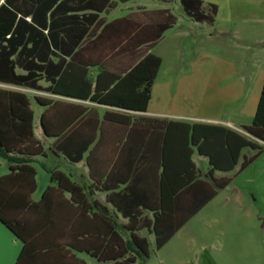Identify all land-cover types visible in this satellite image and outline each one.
Returning a JSON list of instances; mask_svg holds the SVG:
<instances>
[{
	"label": "crops",
	"instance_id": "obj_1",
	"mask_svg": "<svg viewBox=\"0 0 264 264\" xmlns=\"http://www.w3.org/2000/svg\"><path fill=\"white\" fill-rule=\"evenodd\" d=\"M135 1L0 0V5L8 4L17 10V16L9 31L4 35L0 32V60L11 69L8 77H11V73L25 75L29 72L34 76L36 85V88H32L27 84L0 81V88L20 91L27 97L32 111V131L34 137L41 142L45 154L33 157L31 165L35 170V188L29 198L32 201L38 200L43 189L51 184L48 180V170L56 168L82 187L81 193L77 194L80 197L83 194L86 202L85 205H70L57 198L55 204L43 205L28 212L25 219L30 226L29 239L25 241L21 255L19 252L22 241L0 222V264H104L88 252L74 247L79 245L80 240H96L98 210L96 206L91 205L92 201L104 205L112 214L111 217L114 218L115 215L118 225L126 223L128 219L107 198L113 197L115 192H119L120 197L123 193L127 195V191H123L125 183H117L114 189H96L93 186V176L96 177L103 169L107 171L110 168L127 133L122 131L121 126L111 125L105 132L104 139L95 144L98 137L96 131L94 140L81 153L80 158L69 161L62 153L49 151L48 147L55 137L45 136L38 124L40 113L48 108V105L37 104L34 97L42 101H55L53 110L57 109L67 116L84 109L93 111L98 119L104 112H113L128 116V121L136 124L145 117L164 122L167 124L166 130H163L165 164H182L185 166L183 170L186 175L206 181H209V174L213 178L226 176L224 173L235 167L245 147L260 149L255 141L264 144L240 128L250 124L247 121L242 122V116L250 122L252 120L264 81V57L261 61L252 62V72L249 71L247 76L240 73V67L233 66L230 74L232 77L226 82L224 79L219 80L223 96L220 97L218 105L205 113H198L192 107L209 102V63H194L191 58L177 61L175 56L173 61H168L166 55L154 50L158 43L169 35L173 52L177 53V49L182 52V48L187 49L185 41L192 32V22H206L195 21L182 11L180 22L184 23L176 24L174 17V23L146 49L145 43L139 41L138 36L129 40L130 35L144 26L145 11L166 9L171 13L168 5L179 3V0H156L163 5L151 8ZM262 1L257 0L256 4L260 5ZM201 2L202 5L214 4L216 7L213 21L206 23L210 28L215 27L216 33L232 32L227 25L233 16L231 0ZM237 3L252 5V0H237ZM238 15L264 21L262 17L252 14V11ZM18 16L23 20L17 21ZM117 19L119 21L105 26ZM100 31L103 37L96 40L95 36ZM115 37L114 44L112 38ZM176 41L179 42L178 45ZM146 53L158 57L159 64L144 111L102 105L89 99L94 92L95 95L98 93L96 90L110 87L115 82L113 77L121 76ZM257 53H264V34H256L254 31L252 55ZM52 88L58 94L52 93ZM48 110L50 111V108ZM137 127L131 132L129 144L119 153V175L116 176L122 177L128 159L138 146L142 132L137 130ZM120 136L121 141L118 143ZM242 137L250 145L241 147ZM88 154L93 172H89L86 163ZM35 165L44 172V176L40 177L42 187L39 189ZM229 166L230 169H223ZM6 172V163L0 158V175ZM166 174L168 179L175 178V171L170 167L166 169ZM99 175L102 176L101 173ZM62 196L68 198L69 194L63 191ZM211 199L212 197L200 208ZM162 207L165 212H170L172 200L169 193ZM137 208L140 215L151 222L160 211L158 208ZM92 213L95 215L92 216ZM176 231L162 245L156 247L154 235L145 228L139 230L137 234L145 237L147 242L148 255L143 259V264H170L171 261L182 260L183 253L175 251L171 240ZM120 234L122 238L128 236L127 232L121 231Z\"/></svg>",
	"mask_w": 264,
	"mask_h": 264
},
{
	"label": "trees",
	"instance_id": "obj_2",
	"mask_svg": "<svg viewBox=\"0 0 264 264\" xmlns=\"http://www.w3.org/2000/svg\"><path fill=\"white\" fill-rule=\"evenodd\" d=\"M179 4L184 14L195 21L211 23L214 19L216 11L214 4L202 5L201 0H179ZM145 15L144 26L130 35L129 40L138 36L139 41H143L148 49L160 34L174 23V16L166 9L146 10ZM16 16L17 10L11 5H0V32L3 35L9 31ZM18 20L22 21L23 18L18 16ZM116 21L119 19L105 26ZM101 37L103 35L100 31L95 39ZM115 40L116 37L112 38L113 43ZM158 64V57L146 53L121 76L113 77L115 82L110 87L96 90L98 93L95 95L94 92L89 99L102 105L144 111ZM8 72H11V69L0 60V81L27 84L36 88L34 76L29 72L25 75L11 73V77H8ZM51 92L58 94L53 88ZM34 101L40 105L47 104L50 108V111L48 108L43 110L38 117L42 133L45 136L55 137L48 147L49 151L60 152L69 161L80 158L81 153L94 140L96 131L98 137L95 144L104 139L105 132L111 125L121 126L122 131L127 133L110 168L107 171L103 169L100 172L102 176L99 175L100 173L96 177L92 174L93 186L96 189H114L117 183H125L123 191H127V195L123 193L120 197V193L115 192L113 197L107 198L122 215L128 218L127 222L118 225L115 215L113 214L114 218L111 217L112 214L104 205L93 200L91 205L96 206L98 210L96 240H80L79 245H74L104 264H143V259L148 255L147 242L145 237L137 234L139 230L143 228L150 230L149 232L154 235L155 246L159 247L213 197L217 189L226 186L230 181L228 176L213 178L210 174L209 181L197 179L186 175L183 170L185 166L182 164L167 166L163 157L165 144L163 130L167 128L164 122L145 117L136 124L129 122L128 116L113 112H104L98 119L93 111L84 109L67 116L57 109L53 110L55 101H42L38 97H34ZM136 126H138L137 130L142 132L138 146L128 159L122 177L116 176L119 175V153L129 144L131 132L136 130ZM242 129L264 142V81L252 120L250 124L242 126ZM120 139L121 136L117 140L118 143ZM240 143L241 147L250 145L243 137ZM260 151L257 148L251 155L243 156L239 169L251 162ZM89 154L86 163L89 172H93ZM35 155L45 154L41 142L34 137L32 131V111L27 97L20 91L0 88V158L7 166V172L0 175V222L22 241L19 255L24 252L25 241L29 239L30 226L25 219L28 212L43 205L55 204L57 198L70 205L86 203L84 195L80 197L77 194L81 193L82 187L56 168L48 170V180L51 184L43 189L38 200L32 201L29 195L35 188V170L31 163ZM231 166L223 169H230ZM169 167L175 171V178L172 180L168 179L166 174V169ZM100 177L103 179L100 180ZM63 191L68 192V198L62 196ZM168 193L171 195L172 208L170 212H165L162 204ZM137 206L148 209L158 208L160 211L151 222L140 215ZM94 215L92 213V216ZM121 231L128 233L127 238L121 237Z\"/></svg>",
	"mask_w": 264,
	"mask_h": 264
},
{
	"label": "rangeland",
	"instance_id": "obj_3",
	"mask_svg": "<svg viewBox=\"0 0 264 264\" xmlns=\"http://www.w3.org/2000/svg\"><path fill=\"white\" fill-rule=\"evenodd\" d=\"M235 1L230 4L233 16L227 22L232 32L216 33L215 27L192 22V32L185 41L187 49L173 52L172 40L167 35L154 50L166 55L168 61L174 60L175 56L177 61L191 58L194 63H209L212 68L208 82L209 102L192 107L198 113H205L218 105L223 96L219 80H229L233 66L240 67V73L247 76L249 71L252 72V62L264 57V53L252 55V34L254 31L264 34V21L238 15L252 11L256 17L264 19V0L260 5L256 4L257 0H252V5H240ZM135 3L145 4L148 8L163 5L156 0H136ZM168 7L176 24L184 23L180 22L182 9L179 3ZM240 120L250 123L244 116ZM255 143L261 150L255 158L239 169L242 155L249 156L256 151V148L242 149L238 163L224 173L230 178L228 184L218 189L211 201L196 211L171 238L175 251L183 254L182 260L170 264H264V144ZM35 168L39 189L44 172L37 165Z\"/></svg>",
	"mask_w": 264,
	"mask_h": 264
}]
</instances>
